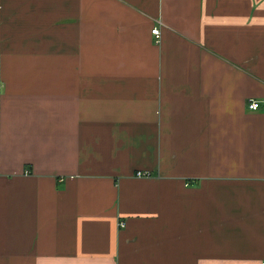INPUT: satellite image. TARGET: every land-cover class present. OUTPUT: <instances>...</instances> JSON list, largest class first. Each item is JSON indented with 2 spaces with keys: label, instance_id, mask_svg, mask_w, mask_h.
<instances>
[{
  "label": "crops",
  "instance_id": "0c3cea01",
  "mask_svg": "<svg viewBox=\"0 0 264 264\" xmlns=\"http://www.w3.org/2000/svg\"><path fill=\"white\" fill-rule=\"evenodd\" d=\"M262 263L264 0H0V264Z\"/></svg>",
  "mask_w": 264,
  "mask_h": 264
},
{
  "label": "built area",
  "instance_id": "2783aa9c",
  "mask_svg": "<svg viewBox=\"0 0 264 264\" xmlns=\"http://www.w3.org/2000/svg\"><path fill=\"white\" fill-rule=\"evenodd\" d=\"M152 35L155 36L157 42L159 41V38H160V31L159 29L155 28L152 30ZM259 107V103L256 102V101H249L248 102V109L251 110V111H256ZM149 174L148 173H143V172H138L136 173V177H139V178H142V177H148ZM120 226H123V223H120ZM264 264V263H262Z\"/></svg>",
  "mask_w": 264,
  "mask_h": 264
}]
</instances>
